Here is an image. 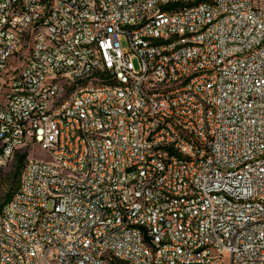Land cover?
<instances>
[{"label":"built area","instance_id":"built-area-1","mask_svg":"<svg viewBox=\"0 0 264 264\" xmlns=\"http://www.w3.org/2000/svg\"><path fill=\"white\" fill-rule=\"evenodd\" d=\"M22 149L0 264H264V0H0Z\"/></svg>","mask_w":264,"mask_h":264},{"label":"rangeland","instance_id":"rangeland-1","mask_svg":"<svg viewBox=\"0 0 264 264\" xmlns=\"http://www.w3.org/2000/svg\"><path fill=\"white\" fill-rule=\"evenodd\" d=\"M122 46L123 47L127 46L126 38L122 40ZM24 153L28 155L29 150L28 149L20 150L12 160L7 162L6 164L0 165V203L4 201L7 192H9L10 189L13 186H15V181H16L15 172L17 170V165H18L17 156ZM32 155H34L35 157H42V158L47 157L45 153L38 152L37 149L33 150Z\"/></svg>","mask_w":264,"mask_h":264},{"label":"trees","instance_id":"trees-1","mask_svg":"<svg viewBox=\"0 0 264 264\" xmlns=\"http://www.w3.org/2000/svg\"><path fill=\"white\" fill-rule=\"evenodd\" d=\"M26 156L27 154L24 153V154H20L17 156V170L15 172V176H16V181H15V186H13L9 192H7V194L5 195V199L2 203H0V208L10 200L11 196L13 195V193L18 189V186H19V175H20V171H21V168L23 166V163L26 159Z\"/></svg>","mask_w":264,"mask_h":264}]
</instances>
